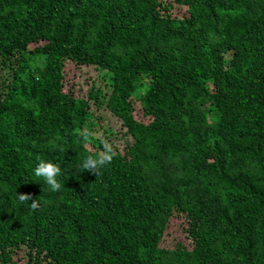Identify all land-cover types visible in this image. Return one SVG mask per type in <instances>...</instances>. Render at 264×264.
I'll return each mask as SVG.
<instances>
[{
	"label": "trees",
	"instance_id": "obj_1",
	"mask_svg": "<svg viewBox=\"0 0 264 264\" xmlns=\"http://www.w3.org/2000/svg\"><path fill=\"white\" fill-rule=\"evenodd\" d=\"M0 264H264V0H0Z\"/></svg>",
	"mask_w": 264,
	"mask_h": 264
},
{
	"label": "clouds",
	"instance_id": "obj_2",
	"mask_svg": "<svg viewBox=\"0 0 264 264\" xmlns=\"http://www.w3.org/2000/svg\"><path fill=\"white\" fill-rule=\"evenodd\" d=\"M85 137L89 134H84ZM117 155L116 149L112 143L107 140L102 142V150L98 153L89 154L83 159L81 167L83 170H88L89 172L95 174L96 176L101 175L102 171L106 169L113 161L114 157ZM38 163L33 169L34 175L36 177L43 178L44 182L52 191H60L62 188V183L58 179L61 175L60 165L53 163L52 161H45L37 157ZM18 201L21 204L30 203L32 209L39 207V201L33 199L31 194L28 193H17Z\"/></svg>",
	"mask_w": 264,
	"mask_h": 264
},
{
	"label": "rangeland",
	"instance_id": "obj_3",
	"mask_svg": "<svg viewBox=\"0 0 264 264\" xmlns=\"http://www.w3.org/2000/svg\"><path fill=\"white\" fill-rule=\"evenodd\" d=\"M182 16H184L183 14L179 15L178 18H181ZM121 147L123 149L124 144H121ZM187 227V224L184 223L183 218L181 216H172L169 219V222L167 224V227L164 231V235H163V240H165V244H169L171 246L174 245V243L176 241H178V239H183L182 238V229H185Z\"/></svg>",
	"mask_w": 264,
	"mask_h": 264
}]
</instances>
